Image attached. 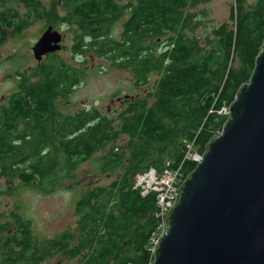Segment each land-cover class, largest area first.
<instances>
[{
	"label": "trees",
	"instance_id": "16d2710c",
	"mask_svg": "<svg viewBox=\"0 0 264 264\" xmlns=\"http://www.w3.org/2000/svg\"><path fill=\"white\" fill-rule=\"evenodd\" d=\"M61 1L64 15L56 12V22L77 25L73 53L80 57L96 53L111 67L127 69L135 87H144L146 95L125 100L113 116L82 110L65 121L57 99L73 92L84 69L70 67L55 55L41 64L38 100L31 103L55 111L51 142L55 146L18 144L5 135L10 128L0 127V180L5 178L10 192L17 178L41 187L48 179L51 189L70 177L78 161L92 158L107 144L114 145L96 159L100 171L110 174L119 169L120 173L109 185L88 188L81 196L80 190H73L79 191L75 224L55 238L38 241L30 233V222L13 213L12 220L0 227V264H44L54 255L75 264H151L155 194L141 196L133 188L134 176L149 168L177 166L185 142L192 141L198 129L194 144L200 152L221 132L226 117L217 111L229 107L239 87L248 82L264 38V0L248 9L245 0H234L230 18L235 29L227 30L224 23L212 39L206 34L204 44L194 34L196 16L189 9L209 0H136L132 10L115 0ZM124 9L129 14L123 18L126 26L121 33L114 32ZM13 107L15 111L18 102ZM123 137L126 142L116 146ZM20 153L27 165L16 170L8 163ZM194 167L195 163L186 162V175ZM13 225L17 231L8 233Z\"/></svg>",
	"mask_w": 264,
	"mask_h": 264
},
{
	"label": "water",
	"instance_id": "95a60500",
	"mask_svg": "<svg viewBox=\"0 0 264 264\" xmlns=\"http://www.w3.org/2000/svg\"><path fill=\"white\" fill-rule=\"evenodd\" d=\"M63 40L47 28L32 47L36 61ZM228 111L179 185L151 264H264V38Z\"/></svg>",
	"mask_w": 264,
	"mask_h": 264
},
{
	"label": "rangeland",
	"instance_id": "374dc122",
	"mask_svg": "<svg viewBox=\"0 0 264 264\" xmlns=\"http://www.w3.org/2000/svg\"><path fill=\"white\" fill-rule=\"evenodd\" d=\"M38 1L41 3L44 1L45 4L49 5L46 8L55 10L61 16L64 15V11L61 9V0ZM256 1L245 0L244 7L248 9ZM122 2H128V0H122ZM235 5L234 0H209L189 9L190 12L195 13L196 18L193 25L196 26V29L194 34L199 36L202 44H204L207 35H210L212 39L214 30L224 23L228 26L227 30L235 29V20L230 18ZM48 20L51 21V17H48ZM43 32L42 22L34 21L31 26L22 31L21 36L16 39L8 38L0 47V101L1 96L9 90L10 84H13L12 80L18 81L16 75L18 68L28 60L30 47L35 44V41ZM61 33L64 36L62 49L55 53V57L70 67H83L88 70H81L82 75L80 77L83 79L86 77V80L81 79L67 98L57 99V107L61 113L73 114L80 109H84V107L95 104L103 114L110 115L112 113L113 116L120 108L119 103L124 95H130L132 98L138 95H146L144 87L133 85L131 73L127 69L111 67L107 59L99 57L96 53L88 57L89 62L82 63V59L76 57L72 51L73 31L63 30ZM36 62L33 59L32 65L34 67ZM233 65L238 66L236 62ZM28 66L29 62H26L23 68L28 69ZM30 72H32L31 69L27 71L29 74ZM25 74L26 72L22 71L19 73L20 76ZM7 77L10 79H7ZM11 99L10 96L5 102L9 103ZM38 139L37 143L43 144ZM44 139L46 143L51 141L48 138ZM125 142L126 138L123 137L115 145L122 146ZM112 145L114 144H107L86 161H78L73 167L70 177L61 179L51 189L48 186V179L42 182L43 185L44 183L46 185L41 187L37 186L36 181L31 184H24L17 178L12 181L11 186L14 190L10 192L5 178H2L0 180V227L10 222L12 214L16 212L21 218L30 222V233L40 242L48 238H55L62 231L73 228L76 221L74 203L79 192L73 190H80L79 196H81L88 188L109 185L120 173L119 169L110 174L102 173L100 163L96 162V159L105 155ZM17 158L19 157H13L10 164L15 163ZM61 159H63V156L58 158L59 162H61ZM8 233L11 232L8 231ZM44 264H75V261L66 262V260H63L61 262L60 257L54 255Z\"/></svg>",
	"mask_w": 264,
	"mask_h": 264
},
{
	"label": "flooded vegetation",
	"instance_id": "af4514ba",
	"mask_svg": "<svg viewBox=\"0 0 264 264\" xmlns=\"http://www.w3.org/2000/svg\"><path fill=\"white\" fill-rule=\"evenodd\" d=\"M115 1L122 6L127 5L130 10H132L133 8L131 6L136 5V0H128V2H122V0ZM42 2L43 3L38 0H29L27 2H25L24 0H0V47L8 40V38L16 39L21 36L22 31L31 26L34 21H41L42 29L44 31L49 27H52L53 29H56L60 32L63 30L69 32L77 29V25L73 22L66 21L64 23H57L55 10L46 8L49 7V5L45 4L44 1ZM48 17H51V21L48 20ZM123 18L125 20L129 18V14L125 12V9L124 12H122L121 18L115 22L112 31L121 33V31L126 26ZM66 24L68 26H66ZM32 47H30V55L28 56V60L26 61L29 62V66L27 67L28 69L23 68L26 62L23 64V66L18 68L16 74L18 76V81L12 80L13 84H10L9 90H7L6 93L1 96L0 101V127L10 128L11 131L9 133L6 132L5 135L9 136V139L17 141L18 144H22L23 141H27L31 144H36L37 139L45 138L46 134V137L51 139L50 143L55 138L53 133V130L55 128V121H53L55 119V111L50 107V109L37 108L34 103H31L32 99L34 98L35 100H38V85L41 79V75L38 73V70L42 63H46L50 59H53L55 53L43 56L41 63H38L36 62V59L33 58L34 56L31 57V55H33ZM89 56L93 55H87V57H80L76 55V57L82 59V63L89 62ZM33 59H35L36 62L35 67L32 65ZM44 60L46 61L44 62ZM78 68L87 70L83 67ZM30 69L32 70V72H30L29 74L27 73V71ZM20 71L26 72V74L24 76H20ZM7 79L10 78L7 77ZM81 79L84 80L83 78H80V80ZM70 94L71 93H68L66 98ZM10 96L12 97V99L9 101V103H6L5 100ZM128 99L133 98L130 95H124L121 99V102L119 103V106L122 107L125 100ZM15 102H18V108L14 111L13 105L15 104ZM29 103H31L32 106H29ZM82 110H95L98 111L100 115L103 114L95 104L90 107H84V109H80L73 114H63L60 111L59 113L62 116V119L66 121V118H69L72 115H78ZM44 128L47 129L46 133H44ZM13 129H15V131H12ZM44 141L45 140L43 139V143ZM17 156L19 158L15 160V163L10 164V161L8 164L12 165L13 169L23 170L25 165H27V163H24L25 165L23 164L24 153L17 154L15 157ZM14 214L17 213L15 212ZM8 230L12 233L17 231V227L16 225H14Z\"/></svg>",
	"mask_w": 264,
	"mask_h": 264
},
{
	"label": "built area",
	"instance_id": "2783aa9c",
	"mask_svg": "<svg viewBox=\"0 0 264 264\" xmlns=\"http://www.w3.org/2000/svg\"><path fill=\"white\" fill-rule=\"evenodd\" d=\"M228 108L229 107L224 106L220 108L217 113L226 117L229 112ZM199 132L200 129L197 130L196 136L192 141L185 142L183 157L177 166L169 167L167 164V166L160 171L149 168L134 176L133 188H136L141 196H146L150 193L155 194L156 209L154 216L157 219V224L149 239V250L152 254L161 237L166 232L165 218L169 209L175 202L178 187L186 176L184 172L185 163L193 162L197 164L203 158V152L198 151L194 144Z\"/></svg>",
	"mask_w": 264,
	"mask_h": 264
},
{
	"label": "bare ground",
	"instance_id": "6f19581e",
	"mask_svg": "<svg viewBox=\"0 0 264 264\" xmlns=\"http://www.w3.org/2000/svg\"><path fill=\"white\" fill-rule=\"evenodd\" d=\"M253 1H254V0H253ZM128 9H129V8H128ZM126 13H127V12H126ZM127 14H128V13H127ZM130 15H131V14H130ZM126 17H127V16H126ZM125 23H126V22H125ZM121 24H122V23H121ZM119 25H120V24H119ZM122 26H123V25H122ZM76 47H77V46H76ZM84 120H85V119H84ZM45 138H47V137H45ZM41 139H42V138H41ZM41 139H38V140H40V142H43V140L41 141ZM43 139H44V138H43ZM48 139H49V138H48ZM44 140H45V139H44ZM49 140H50V139H49ZM45 141H46V140H45ZM45 141H44V143L46 144ZM47 141H48V140H47ZM52 141H53V140H52ZM33 142H34V141H33ZM44 143H43V144H44ZM48 143L50 144L49 141H48ZM53 143H54V142H53ZM53 143H51V145H52ZM34 144H35V143H34ZM37 144H39V142H38ZM51 145H50V147H51ZM53 145H54V144H53ZM39 146H40V145H39ZM54 146H55V145H54ZM54 148H55V147H54ZM49 149H50V148H49ZM51 150H52V148H51ZM53 151H54V150H53ZM45 152H46V151H45ZM48 153H49V152H48ZM49 154H51V153H49ZM49 154H48V155H49ZM58 154H59V153H58ZM64 154H65V153H64ZM60 155H62V154H60ZM66 155H67V154H66ZM56 156H57V154H56ZM49 158H50V155H49ZM57 159H58V158H57ZM65 160H66V159H65ZM69 160H70V159H69ZM53 162H54V161H53ZM53 162H52V163H53ZM49 166H51V165H49ZM49 166H48V167H49ZM50 170H51V169H50ZM49 172H50V171H49ZM47 174H48V173H47ZM45 176H46V175H45ZM181 183H182V182H181ZM181 183H180V184H181ZM56 236H57V235H56Z\"/></svg>",
	"mask_w": 264,
	"mask_h": 264
}]
</instances>
